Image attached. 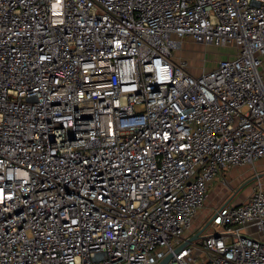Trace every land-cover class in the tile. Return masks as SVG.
<instances>
[{"label":"built area","instance_id":"2783aa9c","mask_svg":"<svg viewBox=\"0 0 264 264\" xmlns=\"http://www.w3.org/2000/svg\"><path fill=\"white\" fill-rule=\"evenodd\" d=\"M262 158L264 0H0V264H264Z\"/></svg>","mask_w":264,"mask_h":264},{"label":"rangeland","instance_id":"374dc122","mask_svg":"<svg viewBox=\"0 0 264 264\" xmlns=\"http://www.w3.org/2000/svg\"><path fill=\"white\" fill-rule=\"evenodd\" d=\"M235 51L236 48L231 45L204 46L187 40L183 42L182 48L174 53V58L185 59L190 70L194 73H199L202 70L213 68L218 60L232 57ZM255 163L256 166H253ZM255 163L253 165L237 166L230 169L228 173L230 182L228 186L230 190L229 194L234 193L230 203L239 201L247 196L257 181L261 180L264 182V158L256 161ZM217 184V181H215L211 186L208 202L205 204V208L201 210L200 213L193 219L192 229L201 226V218L208 215L212 206L223 203L226 200L222 199L224 198V196L222 197L224 192L220 191L222 188H220Z\"/></svg>","mask_w":264,"mask_h":264},{"label":"water","instance_id":"95a60500","mask_svg":"<svg viewBox=\"0 0 264 264\" xmlns=\"http://www.w3.org/2000/svg\"><path fill=\"white\" fill-rule=\"evenodd\" d=\"M233 196V195H232ZM232 196L230 197V198H228V200H226L225 201V203L224 204H227V203H229L230 202V200H231V198H232ZM206 225L207 224H205L204 226H202L200 229H198L189 239H188V241L187 242H190V241H192L193 239H196L203 231H204V229L206 228ZM185 244V243H184ZM170 256H171V254H168V255H166L163 259H161L157 264H165L166 262H167V260L170 258Z\"/></svg>","mask_w":264,"mask_h":264},{"label":"crops","instance_id":"0c3cea01","mask_svg":"<svg viewBox=\"0 0 264 264\" xmlns=\"http://www.w3.org/2000/svg\"><path fill=\"white\" fill-rule=\"evenodd\" d=\"M253 166H256V163H255V165H253ZM263 183H264V182H263ZM245 197H246V196H245ZM245 197H244V198H245ZM244 198H242V199H240V200H243ZM240 200H239V201H240ZM239 201H236V202H239Z\"/></svg>","mask_w":264,"mask_h":264}]
</instances>
